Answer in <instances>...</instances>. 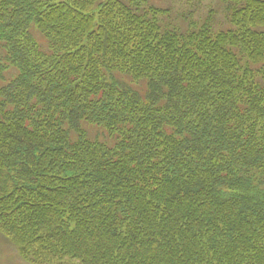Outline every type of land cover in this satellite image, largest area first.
Returning <instances> with one entry per match:
<instances>
[{
    "label": "trees",
    "instance_id": "16d2710c",
    "mask_svg": "<svg viewBox=\"0 0 264 264\" xmlns=\"http://www.w3.org/2000/svg\"><path fill=\"white\" fill-rule=\"evenodd\" d=\"M187 27L147 0H0V232L33 264H264V0Z\"/></svg>",
    "mask_w": 264,
    "mask_h": 264
},
{
    "label": "rangeland",
    "instance_id": "374dc122",
    "mask_svg": "<svg viewBox=\"0 0 264 264\" xmlns=\"http://www.w3.org/2000/svg\"><path fill=\"white\" fill-rule=\"evenodd\" d=\"M157 8L169 11L164 22L175 24L183 28L191 21L201 23L209 13H214L216 28L226 29L228 23L225 16V5L218 0H147ZM4 51L0 45V59ZM13 72H0V86L8 81ZM0 264H33L23 259L19 248L4 234L0 232Z\"/></svg>",
    "mask_w": 264,
    "mask_h": 264
}]
</instances>
